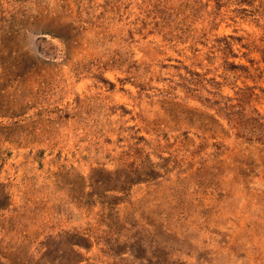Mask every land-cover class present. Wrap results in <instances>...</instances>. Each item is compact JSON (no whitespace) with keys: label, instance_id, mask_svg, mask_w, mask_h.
<instances>
[{"label":"rangeland","instance_id":"rangeland-1","mask_svg":"<svg viewBox=\"0 0 264 264\" xmlns=\"http://www.w3.org/2000/svg\"><path fill=\"white\" fill-rule=\"evenodd\" d=\"M0 264H264V0H0Z\"/></svg>","mask_w":264,"mask_h":264}]
</instances>
